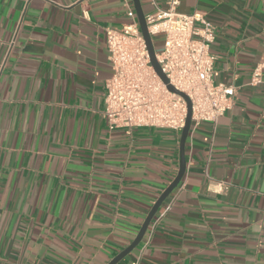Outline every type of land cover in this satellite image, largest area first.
I'll list each match as a JSON object with an SVG mask.
<instances>
[{"label":"crops","instance_id":"0c3cea01","mask_svg":"<svg viewBox=\"0 0 264 264\" xmlns=\"http://www.w3.org/2000/svg\"><path fill=\"white\" fill-rule=\"evenodd\" d=\"M179 1L236 94L191 127L182 182L118 264H264V0ZM130 22L122 0H0V264H109L176 178L181 133L105 118L106 29Z\"/></svg>","mask_w":264,"mask_h":264},{"label":"built area","instance_id":"2783aa9c","mask_svg":"<svg viewBox=\"0 0 264 264\" xmlns=\"http://www.w3.org/2000/svg\"><path fill=\"white\" fill-rule=\"evenodd\" d=\"M131 22L121 29H106V44L112 76L106 83L105 118L109 128L168 129L182 133L188 115L185 94L192 103V126L216 125L233 106L231 86L216 84L215 57L211 46L216 31L199 13L177 12L179 0H170L166 10L158 8L146 16L156 59L168 85L155 71L142 35L132 0H122ZM162 37L157 44L154 39ZM158 47V51H157ZM169 86L176 92L170 91ZM221 190L229 186L218 185ZM170 210L168 206L161 214Z\"/></svg>","mask_w":264,"mask_h":264},{"label":"water","instance_id":"95a60500","mask_svg":"<svg viewBox=\"0 0 264 264\" xmlns=\"http://www.w3.org/2000/svg\"><path fill=\"white\" fill-rule=\"evenodd\" d=\"M134 7L137 12L138 21L140 24L142 35L145 39L151 63L155 69V71L158 73V75L161 77L163 82L168 85L169 81L166 78V76L163 74L161 67L159 66L157 59H156V47L152 41V38L149 34L145 14L141 5V0H133ZM170 91L176 92L175 89L171 86L168 87ZM181 96L186 100L187 106H188V115H187V122L186 125L181 133V140H180V168L179 172L176 176V178L173 180V182L168 186V188L162 193V195L159 197V199L156 201L154 206L152 207L151 211L147 215L144 224L142 225V228L137 236V238L134 240V242L121 254H119L115 259H113L109 264H118L121 262L126 256H128L134 249H136L140 243L143 241L150 224L154 220L155 216L159 212L162 205L165 203V201L170 197V195L177 189L179 184L182 182L186 170H187V160H186V143L187 139L191 130L192 126V103L190 99L183 93H179Z\"/></svg>","mask_w":264,"mask_h":264},{"label":"rangeland","instance_id":"374dc122","mask_svg":"<svg viewBox=\"0 0 264 264\" xmlns=\"http://www.w3.org/2000/svg\"><path fill=\"white\" fill-rule=\"evenodd\" d=\"M154 41L159 44L161 41H162V37L161 36H158L154 39ZM157 51H158V47H157Z\"/></svg>","mask_w":264,"mask_h":264}]
</instances>
